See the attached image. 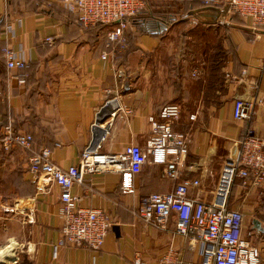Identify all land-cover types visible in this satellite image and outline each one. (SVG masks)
Instances as JSON below:
<instances>
[{
  "label": "crops",
  "instance_id": "crops-1",
  "mask_svg": "<svg viewBox=\"0 0 264 264\" xmlns=\"http://www.w3.org/2000/svg\"><path fill=\"white\" fill-rule=\"evenodd\" d=\"M202 4L149 0L154 11L175 16L167 31L131 23L124 40L108 48L113 25L86 27L60 0H0V134L8 124L31 133L34 151L51 149L64 168L79 165L84 150L102 137L106 153L145 147L150 118L170 103L181 106L176 128L190 136L177 179L150 160L135 177V193L126 194L121 173H85L72 192L80 206L106 211L113 225L101 249L67 245L57 257L65 225L61 188L40 190L30 171L33 151L0 144V250L11 245L13 252L7 264H167L170 249L186 262L201 260V245L176 233L175 216L157 228L136 211L141 196L173 191L186 180H199L190 198L213 202L224 162L237 154L246 131L264 138V25L253 27L240 16L228 26L202 23L193 15ZM6 46L23 47L29 66L8 69ZM256 98L251 120L235 118L236 100L250 105ZM100 112L108 117L94 128ZM230 208L244 212L243 235L260 248L264 264V184L237 178ZM175 261L172 256L170 264Z\"/></svg>",
  "mask_w": 264,
  "mask_h": 264
},
{
  "label": "built area",
  "instance_id": "built-area-1",
  "mask_svg": "<svg viewBox=\"0 0 264 264\" xmlns=\"http://www.w3.org/2000/svg\"><path fill=\"white\" fill-rule=\"evenodd\" d=\"M64 7L75 14L77 21L86 27L97 24L113 25L108 32L109 48L122 42L128 28V18L145 8L149 0H60ZM204 6H214L220 15L217 24L228 26L234 16L251 18L252 26L264 25V0H201ZM50 40V38H48ZM107 57V53L103 54ZM2 58L8 69L21 70L29 65L27 51L6 46ZM24 82V80H22ZM1 96V92H0ZM258 98L246 105L242 99L235 102L234 115L237 119L251 120L256 111ZM130 113V111H126ZM116 112H114L115 114ZM100 112L93 125L95 128L103 119ZM194 115L191 116L193 118ZM182 118L178 103L165 105L158 116H152V134L146 146L127 145L122 152L102 151V137L94 141L83 152L79 165L64 168L52 159L49 148L34 151V136L28 132L15 131L12 124L4 127L0 134V144L5 150L21 147L33 151L30 171L38 178L40 190L55 184L61 188V217L64 220L62 236L54 247L57 257L62 247L67 245L101 249L112 228V221L103 209L80 206V197L72 192L75 184L84 180L85 173L117 171L122 175L123 193H135V177L148 163L165 164L166 173L173 179L179 178L182 165L189 152V133L179 131L176 124ZM237 178L254 185L264 184V138L247 130L235 156L224 162L218 184L211 203L202 202L188 196L189 188L198 185L199 180L183 181L170 192H152L140 197L136 214L148 225L166 228L175 216L176 233L187 237L191 243L201 245V260L186 262L170 249L164 257L167 264L175 256V264H259L260 248L243 235L244 212L230 208L232 190ZM136 264H146L140 259Z\"/></svg>",
  "mask_w": 264,
  "mask_h": 264
},
{
  "label": "trees",
  "instance_id": "trees-1",
  "mask_svg": "<svg viewBox=\"0 0 264 264\" xmlns=\"http://www.w3.org/2000/svg\"><path fill=\"white\" fill-rule=\"evenodd\" d=\"M174 20L175 16L163 11H154L151 6L146 5V7L141 9L137 15L128 18V26L131 23H138L141 24L143 29L147 32H159L160 34H164L167 31L168 26L172 24Z\"/></svg>",
  "mask_w": 264,
  "mask_h": 264
},
{
  "label": "water",
  "instance_id": "water-1",
  "mask_svg": "<svg viewBox=\"0 0 264 264\" xmlns=\"http://www.w3.org/2000/svg\"><path fill=\"white\" fill-rule=\"evenodd\" d=\"M193 15L202 23L217 24L220 15L219 9L214 6H204L193 11ZM103 114V113H102ZM108 116L104 117L105 120Z\"/></svg>",
  "mask_w": 264,
  "mask_h": 264
},
{
  "label": "bare ground",
  "instance_id": "bare-ground-1",
  "mask_svg": "<svg viewBox=\"0 0 264 264\" xmlns=\"http://www.w3.org/2000/svg\"><path fill=\"white\" fill-rule=\"evenodd\" d=\"M0 254L3 255V260L5 263L9 262L11 260L10 257L11 258L13 257L12 246H11V249H9V250L7 249V251H6V249L0 251Z\"/></svg>",
  "mask_w": 264,
  "mask_h": 264
},
{
  "label": "rangeland",
  "instance_id": "rangeland-1",
  "mask_svg": "<svg viewBox=\"0 0 264 264\" xmlns=\"http://www.w3.org/2000/svg\"><path fill=\"white\" fill-rule=\"evenodd\" d=\"M6 249V251H7V249L9 250V249H11V245H8L6 248H4V249H2V250H5ZM1 251V250H0ZM1 255V254H0ZM2 257H3V255H1ZM2 260H3V258H2ZM12 260V259H11ZM3 262V264H7V263H5L4 262V260L2 261Z\"/></svg>",
  "mask_w": 264,
  "mask_h": 264
}]
</instances>
